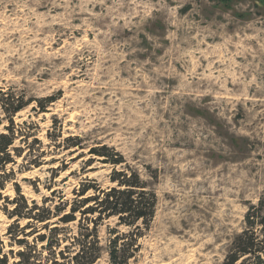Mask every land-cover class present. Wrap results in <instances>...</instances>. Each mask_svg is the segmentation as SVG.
<instances>
[{
    "label": "rangeland",
    "instance_id": "1",
    "mask_svg": "<svg viewBox=\"0 0 264 264\" xmlns=\"http://www.w3.org/2000/svg\"><path fill=\"white\" fill-rule=\"evenodd\" d=\"M0 87L46 108L14 117L40 142L6 168L30 206L54 210L88 180L111 187L110 166L85 163L99 145L155 192L130 264H221L264 204V0H0ZM68 136L83 158L54 145ZM0 193L3 235L18 196L10 182Z\"/></svg>",
    "mask_w": 264,
    "mask_h": 264
},
{
    "label": "trees",
    "instance_id": "2",
    "mask_svg": "<svg viewBox=\"0 0 264 264\" xmlns=\"http://www.w3.org/2000/svg\"><path fill=\"white\" fill-rule=\"evenodd\" d=\"M44 101L48 104L54 98L48 97ZM32 103L35 104L32 110L46 111L42 100L25 98L23 94L0 87V124L7 122L0 131V191L10 182L14 185L16 196L22 201L20 206L17 204L18 198L14 197L10 202L12 209L6 213L7 218L13 221L0 235V264H9V258L13 259L11 264H99L104 256L106 264H130V260L135 259L139 252V238L153 221L157 205L155 192L147 188L137 172L124 166L126 161L121 154L112 147L99 145L87 150L89 158L85 163L88 166L95 162L110 166L111 187L102 189L95 180H88L77 191L72 190L73 198L60 197L54 210L46 206L51 202L49 197L43 199V206H38L34 201L30 206L16 182H13L15 172H6V168L26 163L27 153L35 144H40L32 132L25 130V121L21 125L14 122L16 114ZM58 137H62L61 133ZM49 139L52 142L51 136ZM53 141L55 146L67 151L70 156L81 151L77 159L84 157L82 150L85 147L80 137L68 136L62 141ZM18 159L21 164L17 163ZM27 163L32 168L44 164L37 158ZM58 167L50 170L52 174L55 173L51 176L53 179L59 175ZM116 167H120L119 170ZM63 181L61 179L60 182ZM44 187L50 194L56 191L51 185ZM262 202L260 200L257 205L248 206L243 219L244 227L232 238L221 264H264ZM34 210L37 212L32 213ZM111 219L115 220L113 228L107 224ZM21 220H26L22 226ZM101 226L106 227L104 241L100 234ZM120 227L126 231L121 232Z\"/></svg>",
    "mask_w": 264,
    "mask_h": 264
}]
</instances>
